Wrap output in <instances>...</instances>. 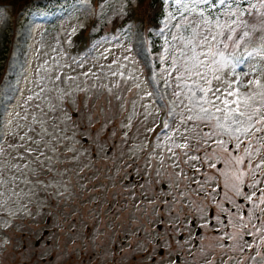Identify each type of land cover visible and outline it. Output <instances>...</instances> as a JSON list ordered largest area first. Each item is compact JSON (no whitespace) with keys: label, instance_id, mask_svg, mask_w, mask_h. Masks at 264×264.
Instances as JSON below:
<instances>
[{"label":"rangeland","instance_id":"374dc122","mask_svg":"<svg viewBox=\"0 0 264 264\" xmlns=\"http://www.w3.org/2000/svg\"><path fill=\"white\" fill-rule=\"evenodd\" d=\"M89 2L91 0L45 1L39 9L28 6L27 13L19 15V26H15L13 19L10 22L7 18L0 25L3 31L0 37V67L3 66L1 73H6L0 89V133H5L4 141L0 144V264H42V259L47 261L45 264H89L86 258L103 242L95 244L94 240L88 246L82 236L69 237L68 230L72 228V219H79V223L85 219L87 203L90 202L89 206H92L94 202L91 195L97 192L101 182L108 181L106 175L100 176L104 173L103 166H106L102 164L103 159L114 163V174L109 179L116 185H120L116 182L119 167L128 163L131 156L141 161L139 167H149L142 154L146 136L155 122L156 110L147 96L139 64L129 52L126 30L120 31L122 37L117 43H112L111 39H102L101 43H97L91 62L83 63L78 70L71 69L65 62L61 43L75 46V36H79L87 24L86 7ZM132 2L110 0L95 9L98 19L95 32L100 28L104 33L110 32L116 19L125 15ZM147 3L150 5V0ZM163 3L162 22L167 24L166 31L160 35L146 26L144 31L150 35L146 36L138 25L137 32L142 33L145 41L139 56L148 60L153 58L160 67L158 71L150 68L148 77L157 98L177 107V121L169 136H178L176 129L180 127V120L188 114L185 108L188 93L184 81L175 79L177 73L171 76L168 73L171 71L173 53L187 49L179 38L172 40L168 33L177 20L182 24L185 21L180 20V11H177L174 0H163ZM249 3H258V0L239 5L248 9ZM146 4L143 3V7L139 5V20L143 19L144 22L148 13ZM65 7L70 12L59 24L47 26L42 23V18ZM224 10L213 9V12L222 13ZM171 13H175V19H169ZM257 18L258 14L253 10L249 19L255 22ZM193 21L198 23L197 17L188 14L187 22ZM200 31H203V26ZM171 32L177 37L181 35V30L177 28H171ZM166 37L171 45L165 43ZM30 44L32 50L28 54ZM151 44L153 50L156 48L152 56L149 55ZM6 50V62L2 64L1 58ZM26 63L28 74L20 95L5 113L6 103L12 97ZM248 70L249 64L242 72ZM193 81L201 83L197 77L187 83L193 84ZM177 83L180 84L179 88ZM174 92H180V97L177 98ZM117 118L118 121H115ZM131 132L128 138L130 145L125 147L124 139L127 138L123 134L129 135ZM41 136L44 137L43 141L40 140ZM83 139H86V143ZM166 139L160 142L159 155L166 152L169 143ZM37 142L40 151L44 152L39 161L36 159L39 155ZM26 149H32L31 153ZM106 152H112V155L107 157ZM92 154H97L98 159L94 160ZM164 157H158L157 161ZM120 161L122 163L117 164ZM130 168L132 166L128 164L122 169ZM97 170L100 175L94 174ZM161 179H155V184L146 179L143 185L146 188L152 185L153 192ZM164 179L163 182L169 184L170 195L178 194L175 178L172 181L169 177ZM180 183L189 184V181L183 179ZM152 192L149 193V200H155L152 195L160 193ZM126 215L121 213L116 219L122 221ZM47 217L50 219L48 226L45 224ZM101 218L99 226L108 219L106 214ZM82 227L83 224L77 228L82 231ZM46 228L51 231L47 239L49 245L42 244L35 248L41 231ZM105 240L104 244L109 243L111 247L113 240ZM85 246H88V252L82 254L81 258L74 252L69 253L70 247L80 248L84 252ZM50 257H53L52 262L49 261Z\"/></svg>","mask_w":264,"mask_h":264},{"label":"snow or ice","instance_id":"6c2138e0","mask_svg":"<svg viewBox=\"0 0 264 264\" xmlns=\"http://www.w3.org/2000/svg\"><path fill=\"white\" fill-rule=\"evenodd\" d=\"M207 2L204 0V3ZM174 3L180 11V20L185 23L177 20L171 25V28L181 30L179 37L172 34L171 28L168 34L172 40L179 38L187 51L180 49L173 53L168 75L177 73L175 79L184 81L188 93V104L185 105L188 114L180 120V127L176 129L179 135L168 137L165 158L170 163L166 172L169 180L175 178L177 187L180 180L187 179L189 188L195 184L203 189L206 184H212L227 189L226 195L231 193L229 200L236 208L234 218L228 221L233 231L227 239L232 241V251L244 256V259L235 258V264H247L248 261L257 264L258 257L264 264V0L249 3L248 9L241 8L236 0H220L225 9L222 13L213 12L211 5L201 8V0H174ZM253 10L258 14L255 22L249 19ZM188 14L195 15L198 23H188ZM169 19H175V13H171ZM4 20L6 10L0 13V23ZM201 26L203 31H200ZM160 31L163 35L164 30ZM137 38L139 54L145 41L139 31ZM165 43L171 45L167 37ZM244 60L252 61L249 70L237 73L236 64ZM193 77L201 83L193 81V84H188L187 81ZM176 86L179 88L180 84ZM147 94L153 95L152 92ZM173 94L177 98L181 95L180 92ZM163 126L169 129L173 125L165 120ZM44 131L47 132V129ZM43 139L41 136L40 140ZM26 150L29 153L32 151ZM36 151L39 161L44 156L39 142ZM160 163L163 167L164 159ZM218 164H222L223 168H218ZM156 179H161L159 171ZM245 185L251 189L250 193L244 192ZM235 198L256 205L259 214L242 215L243 209L236 204ZM199 211L203 213L204 208L200 206ZM225 211L221 209L222 213ZM254 221H259V224ZM155 239L156 248L151 246L150 240L130 245L133 252L131 264H173L170 255L167 260H157V256H161V241L166 244L164 251L171 253L173 250L169 236ZM223 240L224 237H221V248L224 247ZM233 259L229 255L227 260L222 259L221 264H228ZM206 264H212V261H206Z\"/></svg>","mask_w":264,"mask_h":264},{"label":"trees","instance_id":"16d2710c","mask_svg":"<svg viewBox=\"0 0 264 264\" xmlns=\"http://www.w3.org/2000/svg\"><path fill=\"white\" fill-rule=\"evenodd\" d=\"M154 3H156V0H154Z\"/></svg>","mask_w":264,"mask_h":264}]
</instances>
